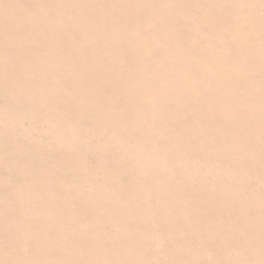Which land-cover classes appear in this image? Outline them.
<instances>
[{"label":"bare ground","instance_id":"obj_1","mask_svg":"<svg viewBox=\"0 0 264 264\" xmlns=\"http://www.w3.org/2000/svg\"><path fill=\"white\" fill-rule=\"evenodd\" d=\"M251 1L259 76L238 50L245 14L217 0H0V264H264V191H195L187 159L172 191H133L48 151L67 119L114 128L119 145L120 124L144 144L155 120L168 147H198L220 107L211 99L233 103L242 75L264 89V0Z\"/></svg>","mask_w":264,"mask_h":264},{"label":"rangeland","instance_id":"obj_2","mask_svg":"<svg viewBox=\"0 0 264 264\" xmlns=\"http://www.w3.org/2000/svg\"><path fill=\"white\" fill-rule=\"evenodd\" d=\"M217 2L221 4L224 14L228 10H240L245 14L247 22H242L241 25L238 50L248 56L252 63L250 71L259 76L263 59L256 56L255 49H248L251 37L258 41V28L251 26L247 18V11L255 10L254 2L229 0L228 5L222 4L220 0ZM223 51L233 56V44H226ZM216 88L215 85L213 90ZM197 101L198 97L194 96L188 102V108L196 117L203 114ZM214 101L220 107L215 111L212 109L213 120L209 126V134L204 142H199L198 147H168L159 137V126L155 120L147 126V141L144 144L137 142L133 145L128 124H120L121 133L128 142L119 145L118 133H115L114 128L107 132L97 130L89 124L74 128L73 122L76 120L67 119L60 129L50 134L48 140L49 147L51 136L58 132L61 136L60 148H48V151L50 154L71 156L80 169L95 172L107 179L117 178L119 187L132 188L133 191H172V184L178 176V170L174 166L186 159L188 167L200 169L194 184L195 191H205L203 187L206 181L212 186L208 191H243L245 195L250 191H264V146L258 148V145H264L259 116L260 110L264 108V89L258 90L257 86L249 88L246 77L242 75L233 81V103H224L219 96L211 99V102ZM246 112H253L251 125L246 122L249 118ZM232 114L233 131L228 129V120ZM31 125L32 121H28L27 126ZM187 129L197 131L199 125L190 122ZM224 135L233 137V143H222L220 138ZM105 139H114V142L101 144ZM52 159L55 163L53 157ZM55 172L52 170V173ZM39 175L42 179H47L49 174L39 172ZM112 223L115 225L113 220ZM60 243L62 244L61 240Z\"/></svg>","mask_w":264,"mask_h":264}]
</instances>
